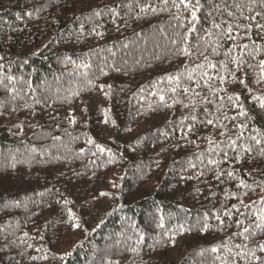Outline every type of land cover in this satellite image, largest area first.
I'll return each mask as SVG.
<instances>
[{"label": "trees", "instance_id": "1", "mask_svg": "<svg viewBox=\"0 0 264 264\" xmlns=\"http://www.w3.org/2000/svg\"><path fill=\"white\" fill-rule=\"evenodd\" d=\"M120 3L0 0V79L13 76L18 90L13 95L0 86V264H213L210 249L236 231L228 225L237 217H223L221 225L209 215L203 231L205 213L222 201L239 207L235 199L224 201L239 178L264 183V160L255 153L223 165L235 169L236 180L195 178L188 162L200 149L169 125L190 110L166 108L158 95L168 87L161 78L185 63L172 55L174 22L166 14L129 18L121 8L123 18L105 11L97 19L103 38L86 21L80 34L75 17ZM256 74L238 73L264 95ZM246 97L251 123L264 128V116ZM209 131L201 127L199 136ZM88 139L110 151L99 153ZM189 139L206 147L196 135Z\"/></svg>", "mask_w": 264, "mask_h": 264}, {"label": "snow or ice", "instance_id": "2", "mask_svg": "<svg viewBox=\"0 0 264 264\" xmlns=\"http://www.w3.org/2000/svg\"><path fill=\"white\" fill-rule=\"evenodd\" d=\"M121 8L126 9L129 18L142 19L149 15L166 14L174 22L170 38L172 55L184 58L185 63L176 72L161 78V82L167 81L168 87L161 89L158 95L161 105L166 108L180 104L190 110L178 123L169 121V125L181 133V139L200 149L193 153L195 160L188 162L189 169L197 170L195 178L212 174L217 181L223 182L224 178L236 180L235 169L226 170L224 164L230 160L239 163L245 156L253 157V153V158L264 160V128L253 126L251 122L255 117L250 115L251 110L241 98L247 92L253 106L260 110L257 115L264 116V95L254 94L247 80L238 75L251 68L257 73L255 83L264 84V0H121L115 7L103 5L75 17L81 21L80 34L83 35L86 21L92 25L91 33L103 38L104 33L97 31V19L105 11L113 17H121L118 11ZM27 15L31 18L32 13L28 12ZM17 19L22 18L17 16ZM254 36L259 37L261 43L257 44ZM250 61H255V64ZM3 67L0 64V69ZM101 73L106 74L103 69ZM236 84L240 85V91H229V87ZM0 86L10 94H17L15 79L11 75L0 79ZM12 110L15 111V108ZM201 112L203 119L200 118ZM104 122H109L107 117ZM71 123L74 124L75 120ZM201 127L210 128L211 131L201 137ZM193 135L206 141V147L201 149L196 140L189 139ZM54 139L58 140L59 137ZM86 143L101 154L110 151L92 139ZM96 154L92 153L94 156ZM11 166L14 168L15 164ZM236 189L235 192L225 190L224 201L235 199L239 207H229L222 201L219 209L205 213L201 224V230L208 231L209 215L214 216L221 225L224 224L223 217H237L228 225L234 226L236 231L210 249L216 254L213 264L217 261L219 264H264V183L254 181V184H249L239 178ZM251 194H256L258 199L251 200ZM39 195L43 196L44 193ZM100 195L108 194L102 192ZM69 203L64 201L65 205ZM67 215L70 220L74 219L70 209ZM162 221L163 217L161 227ZM74 227L78 228V223ZM24 236L27 237L28 233H24ZM27 247L33 246L29 244ZM35 251L41 252V249L36 248ZM30 259H47V256H31ZM59 259L63 260L64 256Z\"/></svg>", "mask_w": 264, "mask_h": 264}]
</instances>
